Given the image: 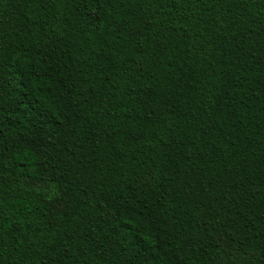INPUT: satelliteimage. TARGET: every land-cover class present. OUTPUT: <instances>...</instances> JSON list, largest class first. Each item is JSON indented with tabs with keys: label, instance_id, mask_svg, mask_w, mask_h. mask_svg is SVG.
Returning a JSON list of instances; mask_svg holds the SVG:
<instances>
[{
	"label": "trees",
	"instance_id": "16d2710c",
	"mask_svg": "<svg viewBox=\"0 0 264 264\" xmlns=\"http://www.w3.org/2000/svg\"><path fill=\"white\" fill-rule=\"evenodd\" d=\"M0 264H264V0H0Z\"/></svg>",
	"mask_w": 264,
	"mask_h": 264
}]
</instances>
